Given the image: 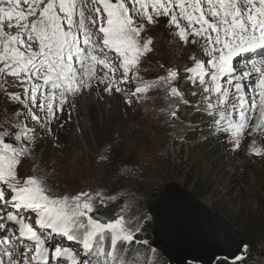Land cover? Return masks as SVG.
I'll return each mask as SVG.
<instances>
[{
	"label": "snow or ice",
	"instance_id": "obj_1",
	"mask_svg": "<svg viewBox=\"0 0 264 264\" xmlns=\"http://www.w3.org/2000/svg\"><path fill=\"white\" fill-rule=\"evenodd\" d=\"M137 16L148 24L168 17L180 40L200 41L208 59L193 55L195 66L186 71L209 94L205 99L213 124L231 132L237 147L253 114L255 129L264 127V0H0V89L6 90L7 77H13L11 86L22 87L24 99L15 92H6L8 98L27 109L25 119L30 116L50 132V118L63 111L69 96L91 88L94 79L106 84L105 91H122L115 73L122 69L120 82L127 83L129 72L151 51V38L140 42L145 24L137 23ZM244 53H256L260 60L238 71L233 60ZM98 67L106 69L103 77L97 76ZM253 74L255 80L243 83ZM175 76L168 70L160 79L170 85ZM153 86L143 82L133 94ZM170 94L181 95L175 87ZM35 132L23 126L15 139L34 143L29 133ZM8 135L0 133V264H50L52 259L58 264H137L136 238L123 217L101 221L93 215L100 209L93 208L91 198L83 199L88 193L58 194L35 169L33 175L18 174L32 149L6 143ZM25 214H35V223ZM55 236L82 245V253L52 246Z\"/></svg>",
	"mask_w": 264,
	"mask_h": 264
},
{
	"label": "rangeland",
	"instance_id": "obj_2",
	"mask_svg": "<svg viewBox=\"0 0 264 264\" xmlns=\"http://www.w3.org/2000/svg\"><path fill=\"white\" fill-rule=\"evenodd\" d=\"M148 11L151 12V8ZM135 19L137 23L145 24L140 42L151 38V51L144 54L138 66L129 72L127 83L120 82L122 69L115 73L116 86L122 91L116 92L115 88L112 91H105L106 84L94 79L91 88H84L76 95L69 96L68 103L63 105V111H56L55 117L50 118L49 132L42 129L30 116L25 119L24 113L27 109L8 98L6 92H15L21 94V99H24L23 88L12 87L14 78L7 77L6 90L0 89V133H9L6 139H15V135L20 133L23 126L35 128V133H29L30 136H35L34 143L24 137L20 140L24 146L32 149V152L22 159L17 169L18 174L33 175L35 169V173L42 174L58 194L71 197L82 192L88 193V197L83 199L91 198L90 203L94 209L115 212L114 216L123 217L128 229L134 232L136 238L134 244L141 243L145 248L143 253L135 255L137 264H167V260H164L159 252L151 253V233L149 241L144 239L147 222L150 223L152 230L146 206L154 199L153 190L159 194L163 186L169 182L166 173L163 172L162 162L165 156L171 152L173 154L175 147L183 141L184 135L196 126L190 121V113L198 111L197 115H202L205 127L220 133L225 140L234 141L230 147L236 158L233 164L240 168L252 169L255 177L251 184L255 182V195L262 206H264V127L255 129L256 116L253 114L248 127L243 130L237 147L231 132H221L219 126L213 124V116L207 110L208 101L205 99L209 94L203 92L198 81L194 83L190 79L192 73L186 71L187 68L195 66L191 59L193 55L198 59H208L202 50L197 52L201 49L200 41L196 44L191 43L193 37H189L188 43L180 40L175 27L168 24V17L161 16L153 24H148L138 16ZM179 47L187 53L180 55L177 52ZM167 51L174 53L172 55L170 53V56ZM248 54L235 57L234 68L243 71L242 65L251 58L247 56ZM98 69L102 71H97V76L103 77L106 69L100 67ZM168 70L176 73L170 85L160 79L167 76ZM226 79L228 78L225 77ZM255 79L256 75L253 74L243 83L250 84ZM143 82L152 83L154 86L146 93L134 95L135 89L142 86ZM221 83L224 84V81ZM172 87L177 88L181 95H171ZM231 91L234 92V89ZM246 95H251L250 90L246 89ZM210 99L215 102V94ZM40 102H43V97L40 98ZM17 111L21 113L18 117L14 114ZM39 115L43 117L45 113L40 111ZM202 117L200 116L201 121ZM233 118L237 119V114L234 113ZM254 148L259 149L261 154H255ZM193 157L195 160H201L197 163L193 175H200L201 178L213 175L208 194L199 201L209 208L213 204L216 205L219 200L227 202L228 198L224 197L227 192L224 183L226 174L203 160L201 153L197 152ZM188 168L187 166L180 179L170 181L182 185L186 181L185 173ZM233 170L229 169L231 173ZM117 179L129 180L123 185L129 190L108 195L106 190L119 189L115 183ZM229 206L234 205L229 202ZM233 210L239 211L240 208L236 206ZM30 222L35 223V214H30ZM137 236H143L144 241H138ZM51 243L55 247H69L82 253V245L61 236H55ZM246 256L247 247L241 259H245ZM51 263L58 264L55 259H52ZM59 264H65V261L61 260ZM246 264H264V257L256 256Z\"/></svg>",
	"mask_w": 264,
	"mask_h": 264
},
{
	"label": "trees",
	"instance_id": "obj_3",
	"mask_svg": "<svg viewBox=\"0 0 264 264\" xmlns=\"http://www.w3.org/2000/svg\"><path fill=\"white\" fill-rule=\"evenodd\" d=\"M173 50L175 51L174 48ZM174 51L167 52L169 55L170 53L172 55ZM200 51L201 49L197 52ZM177 52L180 55L187 53L186 51L180 50V47L177 49ZM197 114L198 111L190 113V121L196 126L184 135L183 141L178 147H175L174 155L171 152V154L165 156L162 162L163 172L166 173L169 181L180 179L188 166V171L185 173L186 181L181 186L190 191L198 200L208 194L213 175L206 178H201L200 175H193L192 173L197 163L201 162L200 159L195 160L193 156L197 152L201 153L203 160L207 161L213 168L218 169L219 172H224L226 174L224 180L225 190L227 191L224 197L228 198L227 202L219 200L215 203L216 205L213 204L210 208L229 229L245 240L247 256L245 259H240L234 263L227 262L226 260H218L215 264H246L256 256L264 257V206L258 202L257 195H255V182L251 184L255 175L251 172L252 169L250 167L240 168L238 165L233 164L236 158L230 147L234 144V141L225 140L220 133L205 127L206 125L202 115H200L202 117L201 121L200 116ZM230 168L234 169L232 173L229 171ZM126 181L129 180L117 179L115 183L119 189L106 190L107 194L115 195L121 191H128L129 188L123 186L126 184ZM78 189H83V187H78ZM152 194L153 198L158 195L155 189ZM229 202L233 203L234 206H229ZM236 206H239V211L233 210ZM25 215L30 217V214ZM144 232V239L149 241L151 233V225L149 222H147ZM137 240L144 241L143 236H137ZM135 247L139 251L135 252L134 255L141 254L145 251L141 243H136ZM155 252L151 250V253Z\"/></svg>",
	"mask_w": 264,
	"mask_h": 264
},
{
	"label": "water",
	"instance_id": "obj_4",
	"mask_svg": "<svg viewBox=\"0 0 264 264\" xmlns=\"http://www.w3.org/2000/svg\"><path fill=\"white\" fill-rule=\"evenodd\" d=\"M5 142L14 147L21 145L11 138ZM146 210L152 224L150 247L167 264H215L218 260L234 263L244 256L245 240L176 182H167L157 197L147 203ZM114 214L100 210L93 215L112 222V218H120Z\"/></svg>",
	"mask_w": 264,
	"mask_h": 264
},
{
	"label": "bare ground",
	"instance_id": "obj_5",
	"mask_svg": "<svg viewBox=\"0 0 264 264\" xmlns=\"http://www.w3.org/2000/svg\"><path fill=\"white\" fill-rule=\"evenodd\" d=\"M256 61H257V62H259V60H256ZM249 67H250V66H249ZM241 69H243V70H244V68H243V67H241ZM97 71H102V70H99V69H98ZM101 73H103V72H101ZM101 73H100V74H101ZM255 75H256V74H255ZM104 84H105V83H104ZM107 211L109 212V210H107ZM112 221H114V220H113V218H112Z\"/></svg>",
	"mask_w": 264,
	"mask_h": 264
}]
</instances>
